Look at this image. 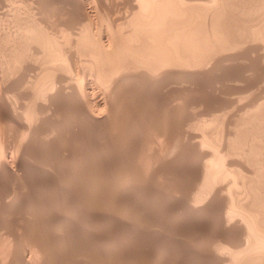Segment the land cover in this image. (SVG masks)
<instances>
[{
	"label": "bare ground",
	"instance_id": "6f19581e",
	"mask_svg": "<svg viewBox=\"0 0 264 264\" xmlns=\"http://www.w3.org/2000/svg\"><path fill=\"white\" fill-rule=\"evenodd\" d=\"M21 1L23 8L0 0V46L5 44L4 49H0V264H153V259L160 264L164 254L162 258L155 257L158 252L146 257L140 256L142 253L134 254L135 251L130 254L127 249L131 241L118 237L127 228L130 231L139 229L133 221L136 224L142 220L139 201L123 200L125 196L122 199L120 192L128 184L139 186L146 182L147 185L149 177L152 181L153 178L160 181L167 176L174 178L170 180L175 181L170 191L174 188L173 191L182 197L184 210L191 215L203 214L210 218L199 221L196 218L186 228L187 235L195 241L194 247H202L207 241L201 248L207 247L203 251L206 254L202 258L192 255L184 262L181 259L169 261L174 260V264H264V107L260 108L261 102L254 105H261L258 112L250 111L254 113H249L252 117L244 118L246 121L241 125L238 122L240 126L235 132L230 128L229 115V119L221 118L223 125L228 126L222 134L226 140L222 139L221 145L209 140L208 133L205 134L207 130L201 132L204 135L199 139L201 135L197 129L202 124L198 121L199 113L181 119L186 108L178 110L180 116L173 112L185 102L184 95L181 96L186 80L183 75L214 72L230 61L231 50L244 44L243 33L247 28L248 33L252 32L251 37L248 34L249 39L264 41V0L241 8V14L251 15L249 19L245 18L248 21L241 22V26H248H242L246 28L240 34L243 40H236L240 36L232 38L233 31L245 29L240 30L241 26L237 24L243 16L240 15L237 22V15H232L240 10L232 9L236 13L231 10L235 5V8L239 6L240 2L235 0H63L64 9L60 10L67 20L63 19L61 31L44 25L45 22L38 18L47 9L46 3L57 0ZM197 75L195 77L199 78ZM225 76L227 83L231 77ZM202 98L205 100L206 97ZM176 100L181 103L172 109L171 104ZM175 114L180 119L177 117L176 120ZM213 119L209 121L218 120ZM91 132L99 133V143H94ZM188 136L194 140L195 152L191 154L203 163L195 165H201L198 170L191 167L197 172L193 170V174L185 175L186 171L182 174L184 171L180 173L175 169L180 174L175 172L172 163L175 167V164L183 166L186 157L190 158L188 144L185 149L180 141L189 142V138L186 142ZM128 140L130 144H127ZM97 152H101L99 158ZM102 154L104 158H101ZM236 154L242 155L245 162L242 157H239L242 162L237 157L232 160L235 157L231 156ZM30 159L45 173L58 177L66 190L76 189V196L68 190L56 189L64 200L71 202L78 196L88 211L104 214L113 211L115 217H128L133 224L118 227L114 235L93 237V234V238H86L88 232L92 233L86 229L90 223L93 229L101 230L117 218L111 213V217L107 213L98 218L80 215L78 220L84 224L81 230L86 233L83 238L87 240H81L83 245L74 247V241L81 238L73 231L72 211H45L44 205L34 203L33 196L27 195L26 191L42 187L56 188L53 181H42L30 175ZM249 164L253 166L252 170ZM231 166H240V170L245 168L240 172ZM173 191L170 194H174ZM44 222H48L49 228L43 226ZM168 222L165 223L170 225ZM202 225H206V231L200 229ZM184 226H180L181 229ZM176 227L171 231L176 232ZM175 232L176 237L178 233ZM90 237L93 241L88 240ZM84 241H92L94 246L111 243L118 251L108 256L104 249L91 250L89 242ZM191 250L188 252L192 253L196 248ZM79 257L86 261L78 260ZM161 263L168 264V260L162 259Z\"/></svg>",
	"mask_w": 264,
	"mask_h": 264
},
{
	"label": "rangeland",
	"instance_id": "374dc122",
	"mask_svg": "<svg viewBox=\"0 0 264 264\" xmlns=\"http://www.w3.org/2000/svg\"><path fill=\"white\" fill-rule=\"evenodd\" d=\"M242 1L244 2V3H242ZM252 1V2H251ZM64 2H65V0H64ZM64 2H63V0H60V2L57 0L56 2H52V3H46L47 4V6L45 7V8H47V9H45L43 12H44V14L42 15V13L40 14V16L38 17L39 18V20L41 21V20H43L42 22H45V23H43L44 25H47L48 27L50 26V27H53V28H56V30H59V31H61L62 29H63V25H62V23H63V21L64 20H67V18L66 17H64L62 14H63V10H60V9H64ZM235 2L236 3H238V2H240V3H238L239 4V6L238 7H240V8H235L237 5H235V7H232L231 8V10L232 9H236L235 11H237V9L239 10V12L237 11V13L235 12V11H233V12H235L236 14H232L233 15V17H234V15H237V17L235 16V19H236V21L238 22V21H240L239 19H240V15H242L243 16V18H241V21L240 22H236L239 26H241V22L245 19V18H247V19H249L250 17H251V15L250 14H248L247 15V17H246V15H245V17H244V15L243 14H241L240 13V11H241V8H243V7H249V4L250 5H254L255 3H256V0H235ZM246 2H248V5H247V3ZM57 3V4H56ZM241 3H242V5H241ZM254 3V4H253ZM6 4L7 5H13L14 7H20V8H23V6H24V4H23V2L21 1V0H6ZM53 5H55V6H53ZM58 5V6H57ZM245 5V6H244ZM60 6V7H59ZM62 7V8H61ZM53 10V11H52ZM62 12V13H61ZM232 12V13H233ZM54 13V14H53ZM21 16H23V18H24V13L21 15ZM63 16V17H62ZM239 16V17H238ZM64 19V20H63ZM247 19H245L246 21H248ZM244 20V21H245ZM50 22V23H49ZM59 23V24H58ZM243 23V22H242ZM246 24H244V25H242V26H245ZM59 26V27H58ZM239 26H238V29H240L239 28ZM241 26V29L240 30H242V29H244L245 27H242ZM248 26L246 25V28H247ZM237 28V27H236ZM235 28V29H236ZM246 28L244 29V30H242V32L241 31H239V30H236V31H233V34H232V36H234V37H232V38H236L237 36H240V37H237L236 38V40H243V39H246L245 41L243 40V42H244V44L243 43H240L241 45H240V47H239V45H238V47L236 48H233L232 50H231V52H233V53H231L230 54V58H231V60L230 61H228L230 64H228V62H226L227 64H228V66L229 67H227L226 65V63L224 64V65H220V67L218 68V69H216V70H214V72L212 71V72H210V73H201V74H195V75H193V76H186V75H188V74H186V75H183V77H184V79H186V80H188L187 81V83H186V80H184L185 81V85L182 87V89L183 90H181V92L183 93H187V94H179V95H181V96H183V98H184V101L186 102V103H190V104H186L185 102H183V103H181L180 101V103H178L177 102V100H176V102L174 103L175 105H173V103L171 104V106L173 107L172 109H175V107H176V104L177 105H179L180 104V109L178 108V109H176V110H172L171 109V111H173V112H175L176 114H178L179 115V113H180V111H178V110H183V109H185L184 110V112L185 113H188V116H187V114L185 115V113L184 112H182V115L180 116V118L181 119H183V118H185V117H194V114H200L199 115V118H198V121L200 120L201 121V123L203 124H201L200 123V121H199V124H201V126L200 127H198V129L197 130H199V131H197L198 133H200V135L202 136H200L199 137V139H202L203 138V133L205 132V130H207V132L205 133L206 135H207V133H208V135L207 136H209L208 138H209V140H211L212 142H214V143H216L217 145H221V143L223 142V140H226V139H224L223 138V136H222V134H223V132H225V130H227L226 128L228 127V126H225V125H223V123H222V120H221V118L222 119H224L223 117L224 116H226L228 119H229V117H230V119L232 120L231 122H232V124H230V128L232 129V131L233 132H235V128H237V131H238V128H239V126L241 125V122H243L244 123V120L245 119H247V118H250V116H251V114H252V112H250V111H253L254 113H255V111H257L258 112V107H260L261 105V107L260 108H262V107H264L263 106V104H264V89L262 88V87H264V84H262V83H264L263 82V80H264V68H261V67H264V65L262 66L261 65V62H262V64L264 63V41H262V39L260 38H255V39H253V38H251V39H249L248 38V34H250L249 36L251 37L252 35V32H250V33H248V28H247V30H246ZM246 30V31H245ZM243 31H245V33H243ZM247 32V33H246ZM235 33V34H234ZM241 33H243V39L241 38V36L242 35H240ZM246 34H247V38H245L246 37ZM236 36V37H235ZM231 38V39H232ZM239 38H241V39H239ZM247 39H249V40H247ZM260 40V41H259ZM248 41V42H247ZM243 44V45H242ZM2 45H3V43H2ZM1 45V46H2ZM250 45V46H249ZM0 46V49L2 48V50L4 49V47H5V44L3 45V47H1ZM251 47V48H250ZM250 48V49H249ZM241 49V50H240ZM234 50V51H233ZM249 51H251V52H249ZM255 51V52H254ZM238 53V54H237ZM242 55V56H241ZM243 60V62H242V60ZM244 64H242L240 61ZM238 61V62H237ZM250 61V62H249ZM252 62V63H251ZM241 63V64H240ZM224 66H226V67H224ZM237 67V68H236ZM255 67H257V69L255 68ZM240 68V69H239ZM248 68V69H247ZM253 71V72H251V70ZM218 70V71H217ZM246 72V73H245ZM251 72V73H250ZM255 72V73H254ZM33 73V72H32ZM214 73H215V75H214ZM219 73V74H218ZM247 73H249V74H247ZM253 73V74H252ZM243 74V75H242ZM250 74H252V75H250ZM255 74H256V77H255ZM0 75H1V73H0ZM190 75V74H189ZM200 76L199 78H197V77H195V76ZM203 75V76H202ZM225 75H230V77H231V80L229 79V81H227V83H225L226 82V76ZM248 75V76H247ZM250 75V76H249ZM261 75H262V77H261ZM253 76V77H252ZM230 77H228V78H230ZM232 77H234V78H232ZM242 77V78H241ZM248 77V78H247ZM251 77V78H250ZM210 78V79H209ZM227 78V79H228ZM241 78V79H240ZM199 79V80H198ZM203 79V80H202ZM225 79V80H224ZM234 79V80H233ZM261 79V80H260ZM195 80V81H194ZM238 80V81H237ZM246 80V81H245ZM258 80V81H257ZM223 81V82H222ZM225 81V82H224ZM240 81V82H239ZM248 81V82H247ZM259 81H261V82H259ZM232 82V83H231ZM235 82V83H234ZM238 82V83H237ZM255 82V83H254ZM191 83H193V86H192V84ZM200 83V84H199ZM202 83V84H201ZM217 83V84H216ZM234 83V84H233ZM239 83H241V84H239ZM251 83V84H250ZM252 83H254V84H252ZM257 83V84H256ZM259 83V84H258ZM263 85L262 87H261V84ZM205 84V85H204ZM216 84V85H215ZM218 84H220L219 85V87H218ZM237 84H239V85H237ZM245 84V85H244ZM257 85V88H256V85ZM187 85H188V87H187ZM196 85V86H195ZM234 85V86H233ZM242 85V86H241ZM250 85V86H249ZM199 86V87H198ZM259 86V87H258ZM184 87H185V90H184ZM190 87H192V89L190 88ZM196 87H198V88H196ZM215 87V88H214ZM250 87H252V88H250ZM260 87H261V90H260ZM187 88V89H186ZM190 88V89H189ZM205 88H206V90H205ZM210 88V89H209ZM217 88V89H216ZM229 88V89H228ZM254 88H255V90H254ZM212 89V90H211ZM214 89V90H213ZM222 89H224V90H222ZM231 89V90H230ZM263 89V90H262ZM250 90H251V92H250ZM259 90V91H258ZM236 91H237V93H238V91H239V94H237L236 93ZM256 91H258L257 93H256ZM180 92V91H179ZM180 92V93H181ZM205 95H204V94ZM208 93V94H207ZM223 93H225V94H223ZM231 93V94H230ZM248 93V94H247ZM196 94V95H195ZM228 94V95H227ZM237 96H236V95ZM241 94V95H240ZM259 94V95H258ZM175 95V94H174ZM187 95H189V96H187ZM190 95H191V97H190ZM198 95H201V96H198ZM217 95V96H216ZM229 95H231V96H229ZM194 96V97H193ZM196 96V97H195ZM204 96V98H205V100H203V97ZM223 96V97H222ZM234 96V97H233ZM253 96V97H252ZM228 97V98H227ZM238 99H237V98ZM186 98H188V99H186ZM209 98V99H208ZM230 98V99H229ZM234 98V99H233ZM255 98L257 99V100H255ZM258 98H260V99H258ZM187 100V101H186ZM192 100V101H191ZM194 100V101H193ZM223 100L225 101V102H223ZM230 100V101H229ZM233 100V101H232ZM237 100V101H236ZM241 100V101H240ZM200 101V102H199ZM209 101V103H206V102H208ZM211 101V102H210ZM258 101V102H257ZM198 104H197V103ZM223 102V103H222ZM228 102H230L228 105H230V106H228L227 105V103ZM249 102V103H248ZM259 102H261V103H259ZM262 102H263V104H262ZM192 103V104H191ZM194 103V104H193ZM211 103V105H209ZM234 103V104H233ZM261 104V105H258L257 107H255L257 104ZM196 104V105H195ZM201 106H200V105ZM253 104V105H252ZM182 105V106H181ZM193 105H195V106H193ZM202 105H203V107H202ZM215 105V106H214ZM226 105H227V107H226ZM255 105V106H254ZM170 106V107H171ZM194 108H193V107ZM247 106H249V107H247ZM254 106V107H253ZM182 107H184V108H182ZM192 107V109H190ZM206 107V108H205ZM212 107V108H211ZM224 107H226L225 109H224ZM229 107V108H228ZM247 107V108H246ZM196 108V109H195ZM204 108H205V110H204ZM223 108V109H222ZM259 108V110H262V109H260ZM188 109H190V110H188ZM201 111H199V110ZM254 109H256V110H254ZM188 110V111H187ZM203 110V111H202ZM178 111V112H177ZM192 111V112H191ZM219 111V112H218ZM223 111H225L224 113H225V115H223L224 113H223ZM226 111H228L230 114H226V113H228V112H226ZM248 111V112H247ZM191 112V113H190ZM194 112V113H193ZM196 112V113H195ZM207 113V115H206V113ZM217 113V114H216ZM223 113V114H222ZM249 113H251V114H249ZM253 113V114H254ZM174 114V113H173ZM175 114V115H176ZM189 114H191V116H189ZM252 114V115H253ZM185 115V116H184ZM223 115V116H222ZM228 115H229V117H228ZM230 115H232V118H231V116ZM218 116V117H217ZM239 116V117H238ZM178 116L176 115L175 116V118H176V120L179 118H177ZM214 117H216V118H218V120L220 119L221 120V122H219L218 120L217 121H209V120H212ZM234 117H236V118H234ZM252 117V116H251ZM179 118V119H180ZM245 118V119H244ZM238 119V120H237ZM243 119V121H241ZM214 120V119H213ZM197 121V122H198ZM236 121V122H235ZM246 121V120H245ZM193 122H194V120L191 122L192 124H193ZM196 122V121H195ZM217 122V123H216ZM238 122H239V124H238ZM235 123V124H234ZM237 124H238V126H237ZM223 125V126H222ZM199 128H201V129H199ZM223 128H225V129H223ZM204 131V132H203ZM201 132H203V133H201ZM211 132H213V133H211ZM95 134H96V132H94ZM92 134V132H91V135H90V137L91 138H93L92 140L94 141V143H99V137H98V135H99V133L98 134ZM210 134V135H209ZM135 136H137V135H135ZM96 137V138H95ZM97 138H99V139H97ZM190 139V141L189 140H187V139ZM223 139V140H222ZM180 141H182L181 142V144H182V146L184 147V146H186L187 144H188V146H186L188 149V151H189V155H190V158L187 156L186 158H188L184 163H183V166L182 165H180V164H175L176 165V167L174 166V164L172 163V167H173V169L175 170V169H177L180 173L181 172H183L182 174H184L185 173V171H186V173H185V175H189V173L191 172V174H193V170H194V173H195V171L197 172V170L199 169V167L201 166V165H199L198 164V166H195V165H197V163H200V164H202L201 163V159L200 158H198V160H197V158H196V156H194V155H192L191 153L192 152H195V149L193 150V147H194V142H192V141H194V140H192V138H190V136H188L187 138H186V142L187 141H189V142H187V143H185V139L183 140V139H181ZM180 141H179V143H180ZM219 142V143H218ZM130 144V141L128 140V142H127V144ZM185 143V144H184ZM239 143V142H238ZM238 143H237V145H238ZM225 144V143H224ZM241 144L242 143H240L239 145L241 146ZM92 145V144H91ZM224 146V145H223ZM186 147H184L185 149H186ZM129 148V147H128ZM128 148H126V150L128 149ZM99 153H100V155H101V152H97L96 153V156H97V158H99L100 157V155H99ZM195 154V153H194ZM99 155V156H98ZM191 155H192V157H191ZM196 155V154H195ZM104 158V156H103V154H102V156H101V158ZM115 157V156H114ZM231 157H235V158H232V160L233 159H236L237 160V158L240 160L241 159V162H242V155H239V154H236V156L234 155H232ZM231 157H230V161H231ZM237 157V158H236ZM239 157H242V158H239ZM109 158H111V159H113V157L112 156H109ZM171 158V157H170ZM196 159V160H194V159ZM32 159H34L33 161L34 162H36L35 160V157H33ZM193 159V160H192ZM199 159L201 160L200 162H199ZM244 159V158H243ZM31 160V159H30ZM29 160V161H30ZM229 160H228V162H229ZM238 160V161H239ZM32 160L29 162V168H30V175H33V177H36L37 179L39 178V180H42V181H53V184L56 186V188H52V189H47L46 187H42V188H39V189H37L36 191H26V193H29V194H27L28 196H30V197H32L33 196V198H32V200L34 199V203H40V205L41 206H43L44 208H46V210L45 211H49V212H59L60 210H68V211H72V213H73V215H74V218L72 219V222L74 223H72V226H73V231L76 233V234H78L79 236H80V238L81 239H78V241H77V239H76V241H74V244H73V246L74 247H77L78 248V246L80 247L81 245H83V241H81V240H85L86 238H88L89 236H91V235H93V237L96 235V236H105V235H109V233L110 234H112V235H114V232L116 231V229L118 228V227H124L125 225H128L129 223H131L129 220V218L127 217H125V218H121V217H119V218H117V217H115V213L113 212H110L111 213V216L112 217H115V218H117V219H113L114 221L112 222V223H110V224H108V226L106 227V225H104V227H102V229L101 230H98L97 228H96V230L95 229H93V227H91L92 225H91V223H90V225H89V222H88V225L89 226H86V224H85V226H86V229L87 230H89V231H91L92 233L91 234H89V232H88V234H86L85 232H83L82 230H81V228L83 227V223L81 222V221H79L78 219L80 218V215H82V216H85V218H87L88 216L90 217L91 216V218H94V217H100L101 215H106L107 213H108V216L109 217H111L110 216V213H109V211L108 212H105V214L103 213V212H93V211H88L87 209H85L84 208V203H82V202H84V201H81V200H83V199H79L78 198V196L76 197V201L75 200H72L71 202L70 201H67L66 199V201L64 200V198L60 195V194H58V191L56 190V189H59V190H62V191H66V192H70V193H73L75 196L76 195H78V194H75V193H77L76 192V189H75V191H74V189L71 191V190H66V188L62 185V183L60 182V180H59V178L58 177H54V176H51L50 174H48V173H45L46 171L45 170H42V168H40V167H38V165L36 166V164L35 163H32L33 162ZM245 162V159L243 160V163ZM31 163V164H30ZM190 163V164H189ZM194 163V164H193ZM33 164L35 165V166H33ZM192 164V165H191ZM250 165V164H249ZM182 168H181V167ZM189 166V167H188ZM196 167V169L197 170H195V168H191V167ZM231 167H233V166H231ZM236 167V168H235ZM235 167H233L232 169H234L235 171H243L244 170V168L242 169V170H240V168L238 167V166H235ZM250 167H252L251 168V170L253 169V166L252 165H250ZM250 167H248V169L250 168ZM177 170H175V172H177V173H179ZM189 171V172H188ZM179 173V174H180ZM48 175H50V176H48ZM149 177V176H148ZM147 177V178H148ZM169 177V178H168ZM171 177V178H170ZM173 177L172 176H167V177H162V179H160V181H159V178H153L154 180L152 181V178H151V180H150V177L148 178L149 180H150V182H152V183H149V180L147 179V185H146V182H144V183H142L141 185H139V186H136V185H134V186H136V188L132 185V184H128V186L126 187H122L121 188V192H120V195H121V198L123 199L124 198V196H125V198L123 199V200H127V201H129L130 202V200H131V202H133L134 200H137V201H139V204H138V207H140L141 209H140V211L139 212H141L142 214V220L141 219H139V221H138V223H136L135 224V222L133 221V223H134V225H137L138 227H140L139 229L137 228V230L136 231H133V230H129L128 228H127V230H125V231H121L120 233H119V235H118V237L119 238H121L123 241L125 240H127V241H131L130 243H129V247H128V249L127 250H129V252L128 253H132V252H134V254H137V253H142V254H140V256L142 255H144V257H146V256H151V255H149L150 253H152L153 252V254L154 253H156V252H158V254H157V256H155V255H153V256H155V257H158V256H161L162 254H164V255H162V256H165V257H167V258H165V257H163L162 258V256L161 257H159V258H162V259H166V260H168V264H172L173 262H174V260H172V261H169V260H171V259H175V261L176 260H182L183 262L185 261V260H189V258H191L192 257V255L193 256H195V257H197V258H199V257H203L204 256V254H206V253H203V251L205 250L206 251V248L204 249L203 248V250L201 249L202 247H203V245L204 244H206V242L204 243V244H202V247H201V245L199 246L200 247V249H198L199 247H198V245L197 246H193L194 245V243H195V241H192V239L189 237V235H187V233H186V231L188 232V229H186L189 225H188V223L189 224H191L192 222H194L195 220H196V218H198L196 221H199V220H203V219H205V220H207V219H209L210 220V218H209V216H207V217H205V216H203V214L202 215H197V214H193V215H191V213H189L188 211H186L187 209H185L184 210V208L182 207L183 206V199H182V197L181 196H179L178 195V193H176V192H174L173 190H174V188L172 189V191H173V193L174 194H170V193H172V191H170L171 190V187H174V185L173 184H175V181L174 180H172V182H173V184H172V182L170 181L171 179H172ZM167 181H166V180ZM168 179H169V181L171 182V185H169L170 184V182L168 181ZM174 179V178H173ZM166 182H167V184H166ZM160 183V184H159ZM151 184H152V186H151ZM144 185H146V186H144ZM141 186V187H140ZM142 186H144V187H142ZM146 187V188H145ZM149 189H148V188ZM154 187V188H153ZM134 188V189H133ZM157 188V189H156ZM162 188V189H161ZM124 189V190H123ZM125 189H126V191H125ZM156 189V190H155ZM168 189V190H167ZM163 190V191H162ZM153 191V192H152ZM159 191V192H158ZM169 191V192H168ZM37 192V193H36ZM51 192H53L52 194H51ZM130 192V193H129ZM146 192V193H145ZM158 192V193H157ZM132 193H133V195H132ZM136 194V196H134L135 194ZM144 193V194H143ZM167 193V194H166ZM148 194V195H147ZM176 194V195H175ZM26 195V197H28ZM32 195V196H31ZM131 195V196H130ZM141 195V197H139V196ZM145 195H147V196H145ZM168 195H173V196H177L178 198H176V201L174 200V198L175 197H172V196H168ZM128 196H130V197H128ZM167 196V197H166ZM30 197H29V199H30ZM61 197H62V199H61ZM133 197V199H129V198H132ZM137 197V198H136ZM166 197V198H165ZM170 197V198H169ZM172 197V198H171ZM181 197V198H180ZM77 198H78V201H77ZM135 198V199H134ZM146 198V199H145ZM150 198V199H149ZM181 199V201H180V199ZM53 199H55V200H53ZM129 199V200H128ZM39 200V201H38ZM64 200V201H63ZM146 200H147V203H146ZM169 200H170V202H169ZM180 201V202H177V201ZM79 201H81V202H79ZM145 201V202H144ZM43 202V203H42ZM48 202V203H47ZM66 202V203H65ZM78 202V203H77ZM155 202V203H154ZM163 202V203H162ZM47 203V204H49V205H45V204ZM165 203V204H164ZM51 204V205H50ZM58 204V205H57ZM143 204H144V206H143ZM177 204V205H176ZM79 205V206H78ZM139 205H141V206H139ZM158 205V206H157ZM168 205V206H167ZM172 205H174V206H172ZM176 205V206H175ZM83 206V207H82ZM163 206V207H162ZM170 206H171V208H170ZM179 206V207H178ZM180 206H181V209H180ZM172 207H174L173 209H172ZM50 208V209H49ZM58 208V209H57ZM60 208V209H59ZM84 208V209H83ZM183 208V209H182ZM53 209H55V210H53ZM81 209V210H80ZM139 209V208H138ZM154 209H155V211H154ZM163 209V210H162ZM169 211L167 214H166V212H167V210ZM144 210V211H143ZM182 210V211H181ZM84 211V212H83ZM88 211V212H87ZM143 211V212H142ZM150 211V212H149ZM161 211V212H160ZM176 211V212H175ZM186 211V212H185ZM83 212V213H82ZM146 214H145V213ZM181 212H183V213H181ZM88 213H90V214H88ZM101 213V214H100ZM144 213V214H143ZM185 213V216L183 215ZM187 213V214H186ZM43 214H45V212H43ZM94 214V215H93ZM159 214V215H158ZM170 214V215H169ZM35 215L37 216L38 215V213L37 212H35ZM79 215V216H78ZM86 215H88L87 217H86ZM149 215V216H148ZM181 215V216H180ZM182 215H183V218H182ZM77 216H78V218H77ZM144 216H147V217H144ZM151 216H152V219H151ZM171 216V217H170ZM196 216V217H195ZM31 217H34V215L33 216H31ZM160 217V218H159ZM201 217H203V218H201ZM205 217V218H204ZM188 218V219H187ZM207 218V219H206ZM150 219V220H149ZM154 219V220H153ZM158 219H160V220H158V222L159 221H163V222H157V220ZM167 219H169L170 221V223L168 222V220ZM177 221L178 219V221L176 222L175 220ZM184 219H186V220H184ZM191 219V220H190ZM118 220V221H117ZM125 220V221H124ZM146 220H147V222H146ZM189 220V221H188ZM131 221H132V219H131ZM151 221L153 224H151V222L149 223V222ZM173 221H175V222H173ZM179 221H181L180 223H179ZM184 221V222H183ZM157 222V223H156ZM168 222V224H170V225H167L166 223ZM191 222V223H190ZM46 223V224H45ZM80 223V224H79ZM82 223V224H81ZM133 223H131V224H133ZM149 223V224H148ZM155 223V224H154ZM171 223H175L174 225L173 224H171ZM182 223V224H181ZM185 223V224H184ZM45 224V225H44ZM79 224V225H78ZM140 226H139V225ZM143 225V228H142V225ZM150 225L151 224V226H147V225ZM160 226H159V225ZM187 224V225H186ZM80 225H82L81 227H80ZM163 225H166L165 227H162ZM176 225H177V227H176ZM179 225V226H178ZM182 225H185L183 228L185 229L184 231H183V228L181 229V227L180 226H182ZM43 226H48V222H44L43 223ZM136 226V227H137ZM145 226V227H144ZM152 226H155V227H152ZM158 226V227H157ZM168 226H170V228L168 227ZM172 226H173V229H172ZM74 227H77L76 228V230H75V228ZM126 227V226H125ZM162 227V228H161ZM174 227H176L178 230L175 232V231H171V230H174ZM180 227V228H179ZM200 227V229L202 230V231H206L207 229H205V227H206V225L203 227V225L202 226H199ZM46 228H49V226L48 227H46ZM89 228V229H88ZM142 228V229H141ZM168 229V231L166 230V229ZM176 228H175V230H176ZM134 229H136V228H134ZM205 229V230H204ZM80 232H79V231ZM112 230V231H111ZM164 230H166V231H164ZM180 230H182L181 232H180ZM76 231H78V232H76ZM162 231H164V232H162ZM172 233H171V232ZM179 231V232H178ZM82 232V233H81ZM125 232V233H124ZM143 232V233H142ZM149 232V233H148ZM168 232V233H167ZM173 232H175V233H178V234H175L176 235V237L174 236V233ZM183 232V233H182ZM53 235H56V233H54V232H51ZM81 233V234H80ZM134 233V234H133ZM145 233V234H144ZM155 233V234H154ZM163 233V234H162ZM169 233H171V234H169ZM87 236H86V235ZM160 234V235H159ZM169 234V235H168ZM180 234H185V236H181ZM84 235H85V237L86 238H83L84 237ZM144 235H145V237H144ZM165 235V236H164ZM172 235V236H171ZM187 235V236H186ZM131 236V237H130ZM133 236V237H132ZM148 236V237H147ZM164 236V237H163ZM179 236V238H183V240L182 239H178L177 237ZM92 237V236H91ZM90 237V239H88V240H92L93 241V237L91 238ZM175 237V238H174ZM190 239H189V238ZM83 238V239H82ZM97 238H100V237H97ZM126 238V239H125ZM150 239L151 238V240H148V239ZM154 238H155V240H154ZM157 238V239H156ZM164 238V239H163ZM187 238L190 240V242H191V245H188V244H190V242H189V240H187ZM153 239V240H152ZM186 239V240H185ZM81 242H80V241ZM87 240V239H86ZM137 240V241H136ZM143 240V241H142ZM169 240V241H168ZM179 240V241H178ZM92 241H86V242H89V244H90V247H91V250L92 249H94V248H98L99 249V251H100V249L102 250V251H104V252H107V254L106 255H108V256H111V255H113V254H115V252L116 251H118V248H117V246H115V245H112L111 243H107V244H103L102 246L101 245H97V246H94V242H93V244H92ZM175 241V242H174ZM80 242V243H79ZM85 242V241H84ZM85 242V243H86ZM160 242L162 243V245L160 244ZM166 242H168V243H171V244H169L168 245V243H167V245H166ZM184 242V243H183ZM187 242H189V243H187ZM140 243V244H139ZM144 243V244H143ZM179 243H181V244H179ZM188 245L187 247L185 246L186 244ZM193 243V244H192ZM133 244V245H132ZM146 244V245H145ZM154 244V245H153ZM165 244V245H164ZM176 244V245H175ZM76 245V246H75ZM173 245V246H172ZM93 246V247H92ZM163 246V247H162ZM172 246V247H171ZM175 246V247H174ZM185 246V247H184ZM189 246H191V249L194 247V249H192V250H195V248H196V250L199 252H196V250L195 251H193L192 253H190V252H188V251H190L191 249H190V247ZM165 247V248H164ZM174 247V248H173ZM177 247V248H176ZM109 248V249H108ZM134 248V249H133ZM145 248V249H144ZM168 248H170V249H168ZM177 250H176V249ZM184 248V249H183ZM186 248V249H185ZM95 249V250H96ZM98 249H97V251H98ZM104 249V250H103ZM156 249V250H155ZM168 249V250H167ZM173 249H175V250H173ZM180 249V250H179ZM190 249V250H189ZM171 250V251H170ZM182 250H183V252H182ZM185 250V251H184ZM191 250V251H192ZM131 251V252H130ZM137 251H139V252H137ZM159 251L161 252V253H159ZM187 251V252H186ZM200 251H202V254H201V252ZM176 252H180L179 254L178 253H176ZM186 252V253H185ZM113 253V254H112ZM146 253H148V254H146ZM176 253V254H175ZM189 253V254H188ZM197 253V254H196ZM109 254H111V255H109ZM133 254V253H132ZM165 254H167V255H165ZM186 254V255H185ZM139 255V254H138ZM170 257H169V256ZM181 255H184V256H181ZM190 255V257H188ZM197 255V256H196ZM174 257V258H173ZM182 257V258H181ZM187 257V258H186ZM81 257H79V258H77L78 260L80 259ZM150 258V257H149ZM170 258V259H169ZM184 258V259H183ZM83 257L80 259L81 261H84L85 259H83ZM153 259V258H152ZM152 259H151V261H152ZM162 259L160 260V264H162L161 263V261H162ZM86 261V260H85ZM155 263L156 264V261H155V259H153V261H152V263ZM169 262H171V263H169ZM182 262V263H183ZM153 263V264H154ZM174 264V263H173Z\"/></svg>",
	"mask_w": 264,
	"mask_h": 264
}]
</instances>
